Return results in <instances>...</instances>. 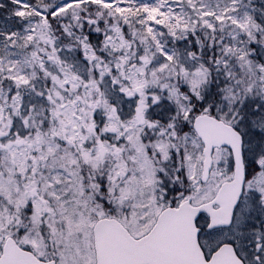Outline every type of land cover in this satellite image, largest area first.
Masks as SVG:
<instances>
[{"label": "snow or ice", "instance_id": "6c2138e0", "mask_svg": "<svg viewBox=\"0 0 264 264\" xmlns=\"http://www.w3.org/2000/svg\"><path fill=\"white\" fill-rule=\"evenodd\" d=\"M0 264H264V0H0Z\"/></svg>", "mask_w": 264, "mask_h": 264}]
</instances>
